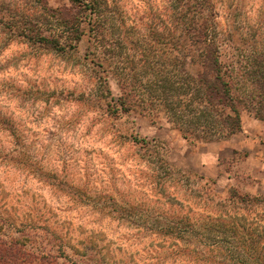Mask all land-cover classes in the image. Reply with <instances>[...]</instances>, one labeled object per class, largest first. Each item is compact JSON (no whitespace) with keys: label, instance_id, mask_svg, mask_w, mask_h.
I'll use <instances>...</instances> for the list:
<instances>
[{"label":"rangeland","instance_id":"1","mask_svg":"<svg viewBox=\"0 0 264 264\" xmlns=\"http://www.w3.org/2000/svg\"><path fill=\"white\" fill-rule=\"evenodd\" d=\"M118 1L128 25L145 8L162 6ZM216 9L224 56L264 53V0H216ZM85 39L72 54L19 39L0 51V116L8 125L0 128L4 231L44 256V264H231L219 250L235 244L231 233L240 231L245 236L236 242L261 253L264 121L243 113L240 133L191 144L144 117L105 116L90 101L97 88L80 56ZM135 135L148 143L133 141ZM90 141L102 146H83ZM229 188L256 199L232 201ZM9 197L27 203L18 208ZM171 217L187 219L196 234L220 222L228 236H208L202 246L185 234L162 237L155 229Z\"/></svg>","mask_w":264,"mask_h":264},{"label":"trees","instance_id":"2","mask_svg":"<svg viewBox=\"0 0 264 264\" xmlns=\"http://www.w3.org/2000/svg\"><path fill=\"white\" fill-rule=\"evenodd\" d=\"M161 5L145 8L128 25L118 0H68L60 7L48 0H0V51L19 39L37 49L72 54L85 37L80 56L97 88L90 101L105 116L115 112L168 125L191 144L230 137L241 129L243 113L264 121V53L254 49L239 59L224 56L216 0H162ZM7 126L0 116V128ZM132 140L148 143L137 135ZM228 191L237 203L256 199L234 188ZM171 218L155 229L162 237L186 235L202 246L208 236H228L220 222L196 234L187 219ZM3 228L0 264H44V256ZM231 234L235 244L219 250L224 260L264 264V250L258 253V247L236 242L241 231Z\"/></svg>","mask_w":264,"mask_h":264},{"label":"clouds","instance_id":"3","mask_svg":"<svg viewBox=\"0 0 264 264\" xmlns=\"http://www.w3.org/2000/svg\"><path fill=\"white\" fill-rule=\"evenodd\" d=\"M97 128L100 127V125H97L96 126ZM93 132H95V129H93ZM84 147H97V146H102V145H95V144H92L91 141L89 142V144H86V145H83ZM10 204H13V205H16V207L18 208H22L24 206V204H26L27 202L25 201L24 203H21V204H16L15 200H12L11 197L8 198ZM170 264V262H169Z\"/></svg>","mask_w":264,"mask_h":264},{"label":"crops","instance_id":"4","mask_svg":"<svg viewBox=\"0 0 264 264\" xmlns=\"http://www.w3.org/2000/svg\"><path fill=\"white\" fill-rule=\"evenodd\" d=\"M237 133H240V130H239L238 132L234 133L233 135H235V134H237ZM233 135H231V136H233ZM231 136H230V137H231ZM262 147L264 148V141H263V145H262ZM260 163L264 164V155L262 156Z\"/></svg>","mask_w":264,"mask_h":264}]
</instances>
